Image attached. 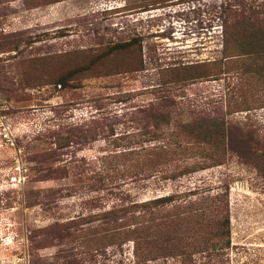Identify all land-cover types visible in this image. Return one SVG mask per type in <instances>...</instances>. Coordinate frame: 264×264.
I'll return each instance as SVG.
<instances>
[{
  "label": "rangeland",
  "instance_id": "1",
  "mask_svg": "<svg viewBox=\"0 0 264 264\" xmlns=\"http://www.w3.org/2000/svg\"><path fill=\"white\" fill-rule=\"evenodd\" d=\"M178 4L187 26L173 43L175 28L157 33L168 23L151 14ZM166 103L168 154L205 159L197 170L171 165L167 176L98 190L91 173L56 176L60 164L115 151L105 137L60 148V126L93 114L116 135L141 133L152 124L145 109ZM192 120L204 124L197 145L176 127ZM123 192L207 198L226 232L186 236L228 247L196 252L192 264H264V0H0V264H184L141 261L132 241L94 249L88 227Z\"/></svg>",
  "mask_w": 264,
  "mask_h": 264
},
{
  "label": "trees",
  "instance_id": "2",
  "mask_svg": "<svg viewBox=\"0 0 264 264\" xmlns=\"http://www.w3.org/2000/svg\"><path fill=\"white\" fill-rule=\"evenodd\" d=\"M55 82L65 87L68 78H59ZM171 104L145 109L146 117L151 119L152 124L149 123L148 127L146 125L141 133L134 131L116 135L114 125L100 122L93 114L81 125L74 122L67 131H63L64 128L60 126L56 132L60 148L70 145L79 148L105 137L113 143L115 151L106 152L91 162L87 159H75L72 168L67 163L60 164L56 176L65 178L91 173L92 180L89 185L93 190H98L120 187L129 181L147 180L159 173L167 176V167L171 165L175 167L173 172L180 168V173L197 170L201 163L206 162L205 159L201 162L190 158H172L168 154L171 148L170 143L165 140L168 133L165 126L172 118V111L166 107ZM202 123L199 120L183 121L176 127L181 133L191 137L197 145V133L204 125ZM113 135L116 136L111 137ZM139 136L143 137L138 138ZM207 160L221 162L217 157ZM49 162L54 160L45 159L43 164ZM83 162L89 164L84 166ZM181 198L164 195L137 200L129 192H123L113 207L101 214V221L88 227L92 246L94 249H106L110 245L122 248L125 243L132 241L133 253L141 261L180 256L184 264H192V255L196 252L227 248L228 242L221 239H218L217 244H210L203 237L190 240L186 236L189 232H201L203 228H206L205 232L224 233L226 225L218 220L217 215H213L218 206L206 204L207 198L202 197L196 201Z\"/></svg>",
  "mask_w": 264,
  "mask_h": 264
},
{
  "label": "built area",
  "instance_id": "3",
  "mask_svg": "<svg viewBox=\"0 0 264 264\" xmlns=\"http://www.w3.org/2000/svg\"><path fill=\"white\" fill-rule=\"evenodd\" d=\"M187 6H186V4H178V6L177 7H174V6H171V8L170 9H164V10H167V11H165L164 13L163 12H157V11H159V10H156V12H154V13H152V11H149V12H144L143 14H147V13H152L151 15H152V17H159V16H161L162 17V15H164L165 16V13H167V14H169L170 12H172V15L173 16H177V13L179 12H182V11H184L185 10V8H186ZM189 8L191 7V5L189 4V6H188ZM155 11V10H154ZM164 22H166L167 21V23H168V25L166 24V25H164V23L163 24H160L161 26L159 27V31H164V32H166V26H171L170 24V21H169V19H166V17L164 18V20H163ZM184 24H182V23H180V21H178V20H174V23H173V26L172 27H174L175 28V31H173V40L170 38V37H168V39L169 40H171V42H173V43H175V42H178L179 40H180V38H181V34H179V31L181 30V31H183V33H185V31H186V26H187V23L184 21L183 22ZM178 25V27H177V25ZM184 25V26H183ZM177 27V28H176ZM207 31V30H206ZM205 30H204V32H206ZM182 33V34H183ZM176 46H177V44H175V45H172V44H170V48H169V50H170V54L172 53V52H175V49H173V48H176ZM180 46V49H185L186 47H184V46H186V44H179L178 45V47Z\"/></svg>",
  "mask_w": 264,
  "mask_h": 264
},
{
  "label": "flooded vegetation",
  "instance_id": "4",
  "mask_svg": "<svg viewBox=\"0 0 264 264\" xmlns=\"http://www.w3.org/2000/svg\"><path fill=\"white\" fill-rule=\"evenodd\" d=\"M144 8H146V7H144ZM170 8H171V7H168V8H166V9H170ZM147 9H148V8H147ZM164 9H165V8H164ZM162 16H164V15H162ZM159 17H161V16H159ZM165 17H166V19H169V21H170V23H171L170 25L173 26L174 20L176 19L177 16H173V15H172V12H170L169 14L165 13ZM161 19L164 20V18H161ZM155 26H157V31L155 30L157 33H160V34H162V35L165 33L164 31H163V32H162V31H158L159 27L161 26L160 23H158L157 25H153V27H155ZM155 28H156V27H155ZM153 33H154V31H153ZM172 33H173V31H171V34H172ZM162 35H161V36H162ZM157 36H160V35H157ZM157 36H156V37H157ZM172 53H173V52H172Z\"/></svg>",
  "mask_w": 264,
  "mask_h": 264
}]
</instances>
